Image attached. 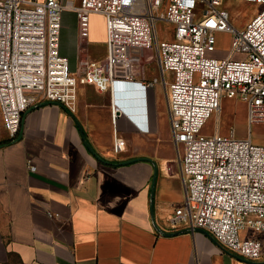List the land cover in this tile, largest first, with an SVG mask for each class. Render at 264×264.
Here are the masks:
<instances>
[{
  "label": "built area",
  "instance_id": "2783aa9c",
  "mask_svg": "<svg viewBox=\"0 0 264 264\" xmlns=\"http://www.w3.org/2000/svg\"><path fill=\"white\" fill-rule=\"evenodd\" d=\"M231 2L263 8L239 29L226 5ZM64 9L77 15L73 70L60 53ZM93 14L105 18L103 58L90 53ZM160 20L172 25V38L160 40ZM218 33L232 37L225 58L212 56ZM149 50L160 77L146 76ZM237 54L245 58L237 59ZM120 82L138 84L145 107L151 90L159 84L165 88L185 189L184 202L169 218L170 231L203 229L240 257L264 259V237L243 235L264 234V144L253 137V126L264 125V0H81L78 5L0 0V112L11 139L18 136L23 113L31 106L51 101L75 112L78 87L90 84L111 91L116 128L112 149L122 153L127 141L118 132L120 115L113 96ZM224 99L246 104V137H238L234 129L222 134L219 124L216 132L204 134L212 115L222 112ZM138 125L150 130L147 121ZM28 165L37 169L32 160Z\"/></svg>",
  "mask_w": 264,
  "mask_h": 264
},
{
  "label": "crops",
  "instance_id": "0c3cea01",
  "mask_svg": "<svg viewBox=\"0 0 264 264\" xmlns=\"http://www.w3.org/2000/svg\"><path fill=\"white\" fill-rule=\"evenodd\" d=\"M101 41L105 46L106 32ZM78 43L77 15L64 9L60 53L69 62L78 59ZM94 88L78 87L75 112L51 101L31 106L15 139L0 112V264H264L234 254L203 229L170 231L185 189L169 114H149L138 84L117 83V128L127 141L117 154L113 117L98 102L110 97L112 112L111 91ZM146 121L149 131L133 123Z\"/></svg>",
  "mask_w": 264,
  "mask_h": 264
},
{
  "label": "rangeland",
  "instance_id": "374dc122",
  "mask_svg": "<svg viewBox=\"0 0 264 264\" xmlns=\"http://www.w3.org/2000/svg\"><path fill=\"white\" fill-rule=\"evenodd\" d=\"M226 5L230 9L233 24L239 29H243L250 19H252V17H254L263 8V6L259 4H240L236 2L227 3ZM157 13L160 15L162 10L158 11ZM90 25L91 30L89 36V48L91 56L94 58H103L106 53V48L101 40L106 32L105 18L100 15L92 16L90 18ZM157 26L160 40L172 38L173 27L171 24L160 20L158 21ZM68 32L69 30L66 31V35H64V38H62L63 44L65 46H70L71 42ZM231 40L232 37L230 34L218 33L217 49L212 53V56L217 58L227 57L231 48ZM235 58L243 59L245 56L243 54H237L235 55ZM145 59L151 61L147 67V78L152 79L156 76L160 77V71L156 62L154 51H147L145 53ZM76 64L77 60L72 57L70 62L71 70L75 69ZM94 89V92L96 91V93H98L97 89ZM94 92L92 94L93 96H96ZM154 93L157 95V100L154 103H151L150 101V114H153L154 111H159L162 112L166 118L168 114V102L165 88L159 84L156 86ZM98 102L99 104H104V106L108 109L110 116L112 117V112L108 107V104L110 103V97L106 98L104 102ZM223 105L222 113L218 115L214 114L208 120L204 129V134H213L216 132V127L220 125L219 128L222 134H228L231 129H234L238 137H246L249 131L246 104L232 99H224ZM253 137L256 142L264 144V125L253 126Z\"/></svg>",
  "mask_w": 264,
  "mask_h": 264
},
{
  "label": "water",
  "instance_id": "95a60500",
  "mask_svg": "<svg viewBox=\"0 0 264 264\" xmlns=\"http://www.w3.org/2000/svg\"><path fill=\"white\" fill-rule=\"evenodd\" d=\"M127 85L128 84H125L124 85V89H127ZM123 90V89H122ZM42 104H44V102H41V103H37V105H42ZM133 113H134V115H136L137 116V112L134 110L133 111ZM88 144V143H87ZM89 145V144H88ZM154 181H155V177H154ZM153 185H154V183H153ZM181 231H184V230H181ZM161 232H163V231H161ZM164 234H171V233H166V232H163Z\"/></svg>",
  "mask_w": 264,
  "mask_h": 264
},
{
  "label": "clouds",
  "instance_id": "9594fccd",
  "mask_svg": "<svg viewBox=\"0 0 264 264\" xmlns=\"http://www.w3.org/2000/svg\"><path fill=\"white\" fill-rule=\"evenodd\" d=\"M133 123L135 124V126H136L137 128H140L139 125H138V123H135V122H133Z\"/></svg>",
  "mask_w": 264,
  "mask_h": 264
},
{
  "label": "bare ground",
  "instance_id": "6f19581e",
  "mask_svg": "<svg viewBox=\"0 0 264 264\" xmlns=\"http://www.w3.org/2000/svg\"><path fill=\"white\" fill-rule=\"evenodd\" d=\"M131 83H132V82H131ZM116 85H117V84L114 85L113 93H114V90H115ZM114 97H115V95H114ZM221 113H222V112H221Z\"/></svg>",
  "mask_w": 264,
  "mask_h": 264
}]
</instances>
